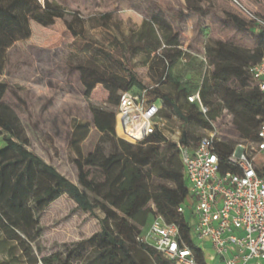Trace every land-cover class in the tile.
I'll return each instance as SVG.
<instances>
[{"label":"trees","instance_id":"trees-1","mask_svg":"<svg viewBox=\"0 0 264 264\" xmlns=\"http://www.w3.org/2000/svg\"><path fill=\"white\" fill-rule=\"evenodd\" d=\"M206 3L207 0H186L184 11L163 9L154 2H148L147 14L139 29H132L126 35L119 31L121 41L113 38L112 44L118 47L116 55L127 66L131 58L145 54V61L141 64H149L150 72L157 73L160 81L149 85L146 80L138 79L129 67L121 66L127 74L124 77L111 71L103 58L90 54L98 40L88 39L84 18L66 9L57 0H0V54L17 42L30 39L33 24L51 28L67 16L73 17L71 22L65 24L77 41L83 58L70 68L80 74L79 80L85 88V99L90 104L93 124L100 132L95 146L107 152L101 164L104 175L102 178L93 176L94 168L85 162L87 155H83L79 146L88 135L91 124L75 122L70 146L78 154L73 160L78 183L72 182L53 164L30 149L32 142L26 127L13 106L4 100L5 92L0 85V140L4 143L0 146V249L7 255L0 264H21L24 261L72 264L73 260L86 261L87 264H173L139 240L154 218L151 219L148 211L153 194L164 199L165 220L181 226L187 245L194 250L200 264H206L203 248L190 234L189 221L178 212L179 207L188 205L190 197L178 144L169 141L164 130L159 129L138 143L124 140L116 133L117 107L121 94L127 90L147 88L154 97L161 98L163 106L159 117L166 122L173 115L179 117L182 120L179 141L192 147L198 143L192 142L191 131L195 128L213 131L212 120L224 109V104L217 97L218 92L223 91L224 97L232 105L235 103V108L242 107L241 102L236 101L235 92L203 76V62L198 61V56H191L181 48V24L187 16L213 13ZM115 16L114 12L91 15L88 18V22L92 23L90 28L108 31L110 23L116 19L115 26L120 30L121 21ZM216 16L227 27L244 31L257 29L260 39L256 48L264 43V26L260 23ZM183 60L187 62L186 70L202 74L201 82L183 79ZM248 68L243 65L238 69L240 79L246 74L251 80ZM162 81L174 84L173 95L161 90ZM98 85H102L109 94L104 107L95 106L90 100ZM243 86L247 87V84L243 83ZM250 88L257 92V99L264 100V93L254 84ZM197 91L200 92L202 104L208 109L206 113L198 102L192 103L188 99ZM241 111L238 110L237 114L241 115ZM253 115L260 119L246 120L245 127L238 125L244 141L257 140L258 129L264 121V110H257ZM148 145L156 147L145 155L143 150ZM234 145L217 143L222 160L225 161ZM229 169L225 166L223 170ZM63 195H68L83 211L101 210V231L77 242L73 248L64 244V248H69L66 253L56 251L39 258L35 245L43 232L40 218Z\"/></svg>","mask_w":264,"mask_h":264},{"label":"rangeland","instance_id":"rangeland-1","mask_svg":"<svg viewBox=\"0 0 264 264\" xmlns=\"http://www.w3.org/2000/svg\"><path fill=\"white\" fill-rule=\"evenodd\" d=\"M57 1L84 18L87 22L85 30L88 39L98 40L99 44H102L101 41L109 42L112 45L110 51L115 54L118 47L112 44L113 38L121 41L119 31L126 35L132 29L138 30L141 18L147 14V3L156 4L154 0H123L122 4L118 0ZM161 1L166 8L176 9L179 6L176 0ZM173 4L175 7H172ZM206 4L213 13L207 16H187L181 24V48L191 56H198V61L203 62V76L236 93V101L242 105L239 108H235V103L232 105L228 98L224 97L226 95L223 91L217 93L218 99L224 104V109L212 121L220 142L238 144L244 142L239 134L238 125L242 124L245 127L246 120H259L260 117L255 118L253 112L264 110V100L256 98L258 94L250 88L253 83L248 75L245 74L240 79L237 71L243 65L254 66L264 59V43L257 49L256 43L260 39L257 29L244 31L224 26L216 15L252 22L264 21V0H207ZM105 12L116 14L115 17L121 21L120 30L115 26L116 19L112 20L108 31L90 28L92 23L88 22V18ZM72 20V16H67L64 21H59L57 26L49 30L33 24L34 36L31 40L17 42L0 54V85L5 92L4 100L13 106L26 127L32 142L30 149L77 184V168L68 145L71 140V129L75 121L88 122L92 125L93 116L79 80L80 74L70 68V65L83 58L77 41L73 40L65 26V22L69 23ZM145 58V54L131 58L128 66L122 59L117 60L123 63L122 67L130 69L137 67L139 78L146 80L143 77L144 70L138 65L145 61ZM186 64V60H183L181 65L183 79L201 82L202 74L186 70ZM149 77L150 80H146L149 85L160 82L155 72L149 74ZM243 83H246L247 87H244ZM160 88L165 93L172 95L175 93V86L170 81H162ZM104 94V91L99 89L91 96V103L104 107L107 100ZM238 110H242L241 115L237 114ZM181 125L182 120L176 115L165 123L164 134L169 141L179 139ZM91 131L84 143V151L93 150L85 162L94 168L93 176L101 177L104 175L101 172V164L107 152L98 147L94 151L93 147L100 135L93 125ZM210 133V130L195 128L191 131L192 142L199 143ZM3 144L0 140V146ZM154 147L156 146H146L143 154H149ZM148 211L151 219L157 215L166 217L164 199L158 194H153ZM102 216L101 210L83 211L74 207L68 195L62 196L40 218L43 232L37 246L35 245L37 256L41 258L56 251L66 253L67 249L73 248L77 242L101 231L99 219ZM184 216L190 223L193 221L188 208ZM64 244L69 248H64ZM6 257L5 251L0 249V261L6 260ZM21 264L42 263L24 261ZM72 264L87 262L73 260Z\"/></svg>","mask_w":264,"mask_h":264},{"label":"built area","instance_id":"built-area-1","mask_svg":"<svg viewBox=\"0 0 264 264\" xmlns=\"http://www.w3.org/2000/svg\"><path fill=\"white\" fill-rule=\"evenodd\" d=\"M258 23L264 26V21ZM248 72L264 93V59L249 66ZM188 99L207 112L199 91ZM162 106V99L154 97L150 89L124 91L116 111L117 135L138 143L155 130H164L166 121L159 117ZM217 134L211 131L194 147L175 141L190 192L188 205L179 207L178 212L191 211L192 238L201 248L211 246L224 264L264 261V121L257 140L235 144L225 161L216 146L221 141ZM225 166L230 169L224 171ZM139 240L173 264H200L181 226L161 215L153 218Z\"/></svg>","mask_w":264,"mask_h":264},{"label":"crops","instance_id":"crops-1","mask_svg":"<svg viewBox=\"0 0 264 264\" xmlns=\"http://www.w3.org/2000/svg\"><path fill=\"white\" fill-rule=\"evenodd\" d=\"M119 1V3H123V0H118ZM155 2H156V4H158L159 6H161L163 9H165L167 6L161 1V0H154ZM176 2H177V4H179V6H178V8H180V9H183L184 11H186V8H185V6H186V0H176ZM117 3V2H116ZM172 7H175L174 6V4L172 5ZM178 8H176V9H178ZM129 11H131V9H129ZM138 13V12H137ZM140 13H138V15H139ZM143 18L144 17H142L141 19L143 20ZM59 23L57 22L53 27H55V26H57ZM65 26H66V24H65ZM53 27H51V28H53ZM34 28V27H33ZM66 28H67V26H66ZM50 28H47V30H49ZM42 31H46V30H42ZM33 33H34V29H33ZM32 33V37L30 38V39H28V41L29 40H31L32 38H33V36H34V34ZM72 36V35H71ZM73 38V37H72ZM73 40H75V38H73ZM101 43L102 44H95V46L94 47H92V49L90 50V54H92V55H95V56H99V57H101V58H103L104 60H105V62H106V64H107V67L111 70V71H113V72H115V73H117V74H119V75H121V76H124V77H127V74H126V72L123 70V68L121 67V63H120V61H118L117 60V58L120 60V58L115 54V53H112L111 51H110V48H111V46L112 45H110V43L109 42H105V41H101ZM114 60H117L119 63H116ZM139 66H141L140 68H142V70H144V72H145V76H143L144 77V79H146V80H150V77H149V74H151L152 72H150V67H149V64H147V65H142V64H138ZM133 72H134V74H135V76L138 78V79H141V78H139V76L137 75V72H136V70H137V67H135V68H133V69H131ZM154 72V71H153ZM81 85H82V83H81ZM82 87H83V89H84V91H85V88H84V86L82 85ZM99 89H101L102 91H104V95L106 96V99L108 98V91L106 90V89H104V87L102 86V85H98L97 87H96V89H95V91H94V93L92 94V96H94V94L99 90ZM75 122H79V121H75ZM93 125V127L95 128V130L99 133V135H100V132L97 130V128L94 126V124H92ZM92 125H91V127H90V131H89V133H88V135L85 137V139L79 144V146L81 147L80 149H81V151H82V153H83V155H87V157H85V160L86 159H88V157L90 156L89 154L92 152V150L93 149H91V150H89V151H84V143H85V141L89 138V136H90V134H91V128H92ZM73 132H74V125H73V128L71 129V137H72V135H73ZM69 150H70V152H71V154H72V156H73V159H75V158H77L78 157V154H77V152H76V150L74 149V148H72L71 146H70V141H69ZM94 151H96V149H97V147L94 145ZM46 162H48V161H46ZM48 163H50V162H48ZM64 196V195H63ZM61 198V197H60ZM59 198V199H60ZM55 202V201H54ZM53 202V203H54ZM53 203L51 204V205H53ZM72 203H73V205H74V207H78V205L76 204V202L72 199ZM51 205L49 206V207H51ZM48 207V208H49ZM47 208V209H48ZM46 209V210H47ZM45 210V211H46ZM44 211V212H45ZM202 248H203V250H204V253H205V261H206V264H224L223 263V259L222 258H220V257H218L216 254H215V252L213 251V249H212V247L211 246H209L208 244H206V245H204V246H202ZM251 264H264V261H252L251 262Z\"/></svg>","mask_w":264,"mask_h":264}]
</instances>
